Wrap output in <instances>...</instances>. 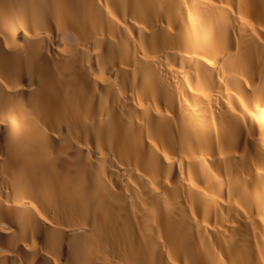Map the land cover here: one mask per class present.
Listing matches in <instances>:
<instances>
[{
  "label": "bare ground",
  "instance_id": "1",
  "mask_svg": "<svg viewBox=\"0 0 264 264\" xmlns=\"http://www.w3.org/2000/svg\"><path fill=\"white\" fill-rule=\"evenodd\" d=\"M0 264H264V0H0Z\"/></svg>",
  "mask_w": 264,
  "mask_h": 264
}]
</instances>
